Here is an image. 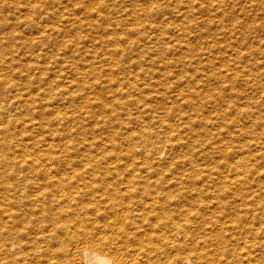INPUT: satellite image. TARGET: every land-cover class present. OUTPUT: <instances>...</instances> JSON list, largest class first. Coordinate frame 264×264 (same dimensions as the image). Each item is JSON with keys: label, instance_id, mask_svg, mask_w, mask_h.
<instances>
[{"label": "bare ground", "instance_id": "1", "mask_svg": "<svg viewBox=\"0 0 264 264\" xmlns=\"http://www.w3.org/2000/svg\"><path fill=\"white\" fill-rule=\"evenodd\" d=\"M1 1L2 54L5 53L4 47L9 44L8 37L14 31L11 29L9 36L5 32L1 36V31L15 27L16 23L12 20L9 26L7 19L1 17L6 16V12L17 10L31 16L41 12L100 15L111 10H121L124 13H136L146 12L156 3L165 12H171L175 8L178 15H181L191 11L194 5L192 1L183 6L177 2L170 7L168 3H157V0H121L116 8L114 5L118 4L113 0ZM184 18L185 16L180 20L184 21ZM26 19L24 17L17 21ZM28 19L24 24L32 20ZM116 24L118 27L122 26L120 22ZM188 24L184 21L183 27L191 25ZM183 31L187 30L181 28L179 33L184 34ZM163 34L164 30L159 28L157 35L162 37ZM2 63L0 92L8 88L13 99L10 104L0 103V134L4 136L0 135V264H264V181H258V178L264 177V167H259L252 161L257 159V155L264 157V151L260 150L262 146H259L260 140L255 139L254 146L259 147V152L252 155L249 151L251 148L248 149L252 142L243 139L245 141L238 147L244 150L242 155H248L244 159H233V164H230L232 173L221 172L213 177L209 172L203 174L211 181L212 190L206 194L212 200L211 205L202 202L205 197L203 189L195 192L196 201L187 200L180 205H172L173 200L181 196L182 191L178 188L183 185L182 176H176L174 169L187 161L185 171L192 172L193 176L205 171V168L199 167L189 157L191 151H195L197 143L210 141L209 134L212 133L207 127L222 120L225 109L221 112L216 110L214 115H195L193 112L195 116L186 117V112L171 121L169 111L163 107V111L166 110L164 113L153 112L149 117L150 121H145L142 118L147 116L146 107L142 110L136 108L139 114L133 118H140L142 121L138 122L141 124L135 130L125 131L126 135L122 137L125 144L119 142L118 147L116 143H112L116 138L112 128L108 135L109 148L104 147V151L113 152L112 155L101 154L96 157L90 154L96 144L95 137L89 136L84 126L89 123L93 127L87 120L90 116L94 119L95 126L99 112H94L97 104H92L91 96L83 90L84 84L76 81L79 93L56 88V95H63L59 98L63 101L69 99V102L74 100L73 96L79 97L80 107L86 115L66 108H62L64 111L61 110L63 112L60 113L58 106L56 109H44V112L37 111L40 121L36 122L25 114V111L33 114L35 108L32 103L34 96L27 95L31 91H38L36 95L44 96L45 89L30 84L16 85L7 73L4 74L7 66ZM135 75L138 76V73ZM39 80H42L41 76L35 78L37 83ZM200 81L197 87L195 83L196 90H193V94L199 104H204L197 88L205 83L200 84ZM210 83L212 85L211 81ZM190 86L188 87L191 89ZM207 89L209 88L206 87ZM160 92L158 93L162 94ZM66 94L68 98L65 97ZM95 95L101 99L103 94L101 90H96ZM214 101L216 103L218 100ZM117 103L121 105L120 102ZM208 106L210 105L207 103ZM11 107L20 110L13 111ZM191 108L197 110L193 105ZM233 109L236 117L248 112L236 105ZM142 112L145 113L144 116ZM64 118L65 127H59L57 121ZM49 122L52 123L45 125ZM223 122L227 129L226 122ZM257 125L259 122L251 120L247 127L244 125L250 132L249 135H243L244 132L237 129L238 134H232V138L238 140L242 135H257L254 134ZM15 127L23 131L45 128L49 138H45V135L35 136L28 143L24 141L23 131H17ZM38 145V151L32 150ZM165 150L167 161L162 164L160 155ZM177 151L184 153L178 158ZM184 154L187 160L181 159ZM196 180L191 179L193 188ZM226 182L237 184L239 188L229 198L222 199L220 190L221 186H226ZM242 184L249 188L245 194L240 193ZM238 206L245 210V214H240Z\"/></svg>", "mask_w": 264, "mask_h": 264}, {"label": "rangeland", "instance_id": "2", "mask_svg": "<svg viewBox=\"0 0 264 264\" xmlns=\"http://www.w3.org/2000/svg\"><path fill=\"white\" fill-rule=\"evenodd\" d=\"M113 1L118 4L114 5L118 8L121 0ZM191 1L194 2L193 9L181 15H178L175 8L174 11L165 12L155 3L152 8L144 11L145 13L111 10L100 15L70 12L59 13L61 14L59 16V14L41 12L31 16L23 11L14 10L6 12V16H1L7 19L9 26L12 20L16 22L15 27L1 31V36L4 32L9 36L11 29L14 31L13 35L8 37L9 44L4 47L5 53L2 54L0 50V61L7 66L4 74L7 73L12 78V82L18 86L30 84L33 87L40 86L45 89L44 96L36 95L38 91H31V94L27 95L34 96L32 103L35 108L33 114L25 111L26 116L38 122L40 121L39 110L44 112V109H56L58 106L60 113L66 108L75 110L80 115H86L84 109L80 107L79 97L73 96L74 100L69 102V99L63 101L59 98L63 95H56V88L68 90L69 93H79L78 85L75 86V84L78 81L83 83L85 86L83 90L91 96L92 104H97L94 112H99L95 126L91 116L87 120L93 127H90L89 123L84 126L88 135L95 137L96 144L90 152L91 155L96 157H100L101 154L112 155L113 152L104 151V147L109 148L110 130L113 128L116 134L112 143L120 147L119 142L124 143L125 131L135 130L141 124L138 122L142 120L150 121L149 117L153 112L157 111L161 114L167 110L170 120L175 121L186 112L188 113L185 116L188 117L200 113L214 115L216 110L221 112L225 109L223 119L214 123L216 124L212 125L214 128L209 125L207 127L212 133L209 135L213 137H209L210 141L197 143L195 151H191L189 157L192 162L198 163L199 167L205 168V171L193 176L192 172L185 171L187 161L174 169L175 175L182 176L183 181V185L178 188L182 191L181 196L173 200L174 206L187 200H195V192L198 189H203L205 193L202 202L211 205L212 200L206 197V194L212 190L211 181L203 174L209 172L213 177L221 172L232 173V162L238 157L244 159L243 157L248 155L247 153L242 155L244 150H241L240 146L245 141L243 139L252 142L248 148H251L250 154L257 155L259 152L257 151L259 147L254 146L256 140L261 141H259V146H262L260 150L264 151V0H166L165 2L157 0L156 2L168 3L172 7L177 2L183 6ZM1 3L3 4V1L0 0ZM183 16H185L184 21L191 25L183 27L184 21L180 20ZM24 17L32 20L28 24H24L27 19L17 21ZM118 22L122 23L121 27L116 24ZM159 28L164 30L162 37L157 35ZM181 28L189 32L183 31L185 33L181 34L179 33ZM147 44L150 46L147 47ZM42 71L44 74L41 75ZM136 73L138 76L135 75ZM39 76L42 80L37 83L35 78ZM206 79L207 81H204ZM198 81L200 84L205 83L197 89L200 90L199 97L201 96L206 106L199 104L193 94ZM205 86L210 90H206ZM96 90L102 91V100L96 97ZM160 91L164 95L160 94ZM167 94L171 95L170 98ZM160 95H162L161 98ZM66 96L68 98L67 94ZM174 96L177 98L175 99ZM12 99L8 88L0 92L1 104H10ZM180 99H182L181 102ZM214 100L219 102L214 103ZM207 103L212 108L207 107ZM192 105L197 108L198 113L196 109L191 108ZM234 105L243 107L248 112L236 117L233 111ZM18 106L24 110L23 106L20 104ZM143 107L147 109V116H144L145 113L142 112L144 116L142 120L134 119L133 117L139 114L136 108L142 110ZM163 107H166V110L163 111ZM11 108L13 111L20 110ZM45 113L48 111L45 110ZM251 120L259 122V125L254 128L256 132L254 134L257 135L244 137L243 135L250 133L246 127ZM223 121L226 122L227 129ZM57 124L64 128L65 118L59 119ZM15 129L22 130L19 127ZM237 129L244 132L238 140L232 138V134L234 136L238 134ZM22 134L25 136L24 141L28 143H31L35 136L45 135V138H49L45 128H35L32 131L28 129ZM0 135L4 137L2 133ZM52 141L54 142V138ZM39 149V145L32 148L34 151ZM183 151L180 153L177 151L178 158L184 153ZM166 157L165 150L160 155L162 164L166 163ZM181 159L187 160L186 154ZM255 160H252L253 163L264 167V157L257 155ZM227 167L228 170L225 171ZM193 178L197 179L195 188L190 183ZM258 181H264V177L258 178ZM240 187V193L243 194L249 189L245 188L244 184ZM237 188L239 185L226 182V186H221L220 190L222 199L229 198L232 192L238 191ZM238 203L237 197L236 204ZM238 209L240 214H245L242 207L238 206Z\"/></svg>", "mask_w": 264, "mask_h": 264}]
</instances>
